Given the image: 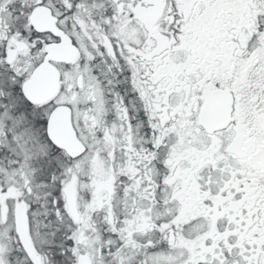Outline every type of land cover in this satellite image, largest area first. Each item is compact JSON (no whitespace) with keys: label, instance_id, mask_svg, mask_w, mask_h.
Here are the masks:
<instances>
[{"label":"snow or ice","instance_id":"snow-or-ice-1","mask_svg":"<svg viewBox=\"0 0 264 264\" xmlns=\"http://www.w3.org/2000/svg\"><path fill=\"white\" fill-rule=\"evenodd\" d=\"M0 264H264V0H0Z\"/></svg>","mask_w":264,"mask_h":264}]
</instances>
